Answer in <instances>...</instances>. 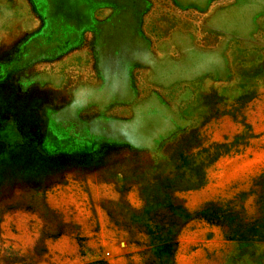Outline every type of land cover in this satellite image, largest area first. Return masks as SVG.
<instances>
[{"label":"rangeland","instance_id":"374dc122","mask_svg":"<svg viewBox=\"0 0 264 264\" xmlns=\"http://www.w3.org/2000/svg\"><path fill=\"white\" fill-rule=\"evenodd\" d=\"M83 4L114 9L92 43L123 47L95 53L103 96L38 87L24 69L61 52L23 54L39 32L0 50V264H264V238L196 214L243 191L241 216L264 230V0ZM213 144L202 186L171 191Z\"/></svg>","mask_w":264,"mask_h":264},{"label":"crops","instance_id":"0c3cea01","mask_svg":"<svg viewBox=\"0 0 264 264\" xmlns=\"http://www.w3.org/2000/svg\"><path fill=\"white\" fill-rule=\"evenodd\" d=\"M1 11L7 27L0 29V50L39 32L41 36L25 45L23 54L61 51L54 57L30 62L24 69L38 87L68 101L105 94L102 66L96 67L95 53L121 51L123 47L94 45L93 32L87 27L95 20L111 17L113 7L88 13L83 0H5Z\"/></svg>","mask_w":264,"mask_h":264},{"label":"trees","instance_id":"16d2710c","mask_svg":"<svg viewBox=\"0 0 264 264\" xmlns=\"http://www.w3.org/2000/svg\"><path fill=\"white\" fill-rule=\"evenodd\" d=\"M218 144L211 145V149L206 153V163L198 162L187 173L179 172L178 174L170 177L168 183L171 191H184L190 189H197L202 186L204 177V167L209 162L216 160L221 152L219 151ZM212 150V151H211ZM207 151V150H206ZM257 176L254 179V190L256 196L257 210L260 215L264 214V178ZM245 192L240 191L236 193L232 198L222 201L220 203L207 201L204 202L200 211H198L197 217L211 226L219 228L222 235L225 238L232 239H247V238H264V230L256 231L254 219L252 221H246L240 214V204L244 199ZM261 217V216H260Z\"/></svg>","mask_w":264,"mask_h":264}]
</instances>
